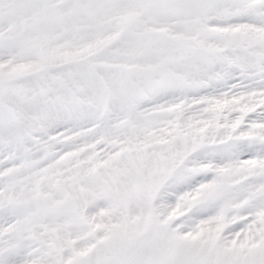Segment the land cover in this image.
<instances>
[{"label": "snow or ice", "instance_id": "6c2138e0", "mask_svg": "<svg viewBox=\"0 0 264 264\" xmlns=\"http://www.w3.org/2000/svg\"><path fill=\"white\" fill-rule=\"evenodd\" d=\"M0 264H264V0H0Z\"/></svg>", "mask_w": 264, "mask_h": 264}]
</instances>
